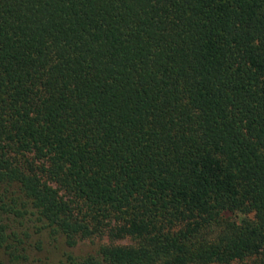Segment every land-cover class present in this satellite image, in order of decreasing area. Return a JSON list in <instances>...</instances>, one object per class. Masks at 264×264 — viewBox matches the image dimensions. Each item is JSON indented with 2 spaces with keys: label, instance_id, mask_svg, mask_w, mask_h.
I'll return each mask as SVG.
<instances>
[{
  "label": "trees",
  "instance_id": "obj_1",
  "mask_svg": "<svg viewBox=\"0 0 264 264\" xmlns=\"http://www.w3.org/2000/svg\"><path fill=\"white\" fill-rule=\"evenodd\" d=\"M29 224L107 240L60 264H264V0H0L10 264Z\"/></svg>",
  "mask_w": 264,
  "mask_h": 264
},
{
  "label": "rangeland",
  "instance_id": "obj_2",
  "mask_svg": "<svg viewBox=\"0 0 264 264\" xmlns=\"http://www.w3.org/2000/svg\"><path fill=\"white\" fill-rule=\"evenodd\" d=\"M28 226L31 227L30 237L25 240L30 249V260L34 261L33 264H60L70 254L77 258L93 256L107 242L104 238H92L80 240L73 247H69L62 237H50L46 231L38 232L33 224ZM0 264H10L3 249H0Z\"/></svg>",
  "mask_w": 264,
  "mask_h": 264
}]
</instances>
